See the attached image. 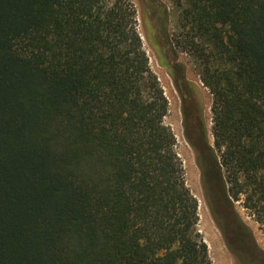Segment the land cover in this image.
<instances>
[{"label": "trees", "instance_id": "obj_1", "mask_svg": "<svg viewBox=\"0 0 264 264\" xmlns=\"http://www.w3.org/2000/svg\"><path fill=\"white\" fill-rule=\"evenodd\" d=\"M173 1L213 100L204 192L264 228V0ZM168 111L133 0H0V264H211Z\"/></svg>", "mask_w": 264, "mask_h": 264}, {"label": "rangeland", "instance_id": "obj_2", "mask_svg": "<svg viewBox=\"0 0 264 264\" xmlns=\"http://www.w3.org/2000/svg\"><path fill=\"white\" fill-rule=\"evenodd\" d=\"M133 2L138 13L140 32L144 36L145 27L142 19L146 18L148 26L146 28L152 35L156 47L155 49L144 40L151 69L158 77L169 102L165 123L176 137V150L183 162L187 186L199 203L198 230L208 247L210 262L211 264H244L237 251L245 257L244 249L250 245L248 228L253 231L258 246L263 251L264 228L257 221L256 216L244 207L243 200L234 201L235 208L226 202L222 183L217 185L212 181L208 193L204 192L199 155L193 145L202 150L203 163L207 160L209 164L211 161L215 176L218 171L205 150L203 130L199 128V131L200 123L198 124L195 117L200 108L209 132L210 143L213 145L211 110L213 100L209 90L202 83L199 68L194 63L193 57L174 46L173 41L179 33L178 17L181 8L173 0H133ZM180 64L182 67H178ZM185 81L189 82L190 87L184 84ZM184 98L191 108L190 122L185 121V111L189 108L186 107L185 110ZM190 127L194 131L193 135L189 133ZM185 132H188L187 136ZM204 154L206 155L203 161ZM262 259L264 261V257ZM258 261L259 259L255 258V262Z\"/></svg>", "mask_w": 264, "mask_h": 264}, {"label": "water", "instance_id": "obj_3", "mask_svg": "<svg viewBox=\"0 0 264 264\" xmlns=\"http://www.w3.org/2000/svg\"><path fill=\"white\" fill-rule=\"evenodd\" d=\"M142 22H143V26L145 27V31H144V36H143V38H144V40L147 42V43H149V40H148V38H149V36L151 37V34H150V32L147 30V26H146V23H145V20H144V18L142 19ZM207 127V126H206Z\"/></svg>", "mask_w": 264, "mask_h": 264}]
</instances>
